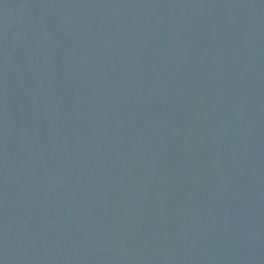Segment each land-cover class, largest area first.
Here are the masks:
<instances>
[{
	"label": "water",
	"instance_id": "water-1",
	"mask_svg": "<svg viewBox=\"0 0 264 264\" xmlns=\"http://www.w3.org/2000/svg\"><path fill=\"white\" fill-rule=\"evenodd\" d=\"M0 264H264V0H0Z\"/></svg>",
	"mask_w": 264,
	"mask_h": 264
}]
</instances>
